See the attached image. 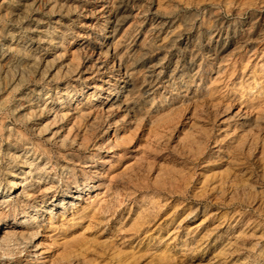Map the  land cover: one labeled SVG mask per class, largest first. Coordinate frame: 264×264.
<instances>
[{"label": "bare ground", "instance_id": "6f19581e", "mask_svg": "<svg viewBox=\"0 0 264 264\" xmlns=\"http://www.w3.org/2000/svg\"><path fill=\"white\" fill-rule=\"evenodd\" d=\"M168 15L159 0H0V264H92L89 232L121 219L126 186L137 187L141 172L156 187L162 174L176 176L155 165L177 127L159 91L175 90L185 75L192 82L202 53L219 60L229 43L250 36L236 41L237 29L217 27L200 34ZM233 118V131L221 134L225 167L201 170L200 184L227 193V204L260 209L256 183L233 170L240 158L264 160V107L251 126L239 110ZM141 129L144 141L135 146ZM200 145L184 132L172 147L187 153ZM143 197L151 212L158 198L149 191ZM214 220L185 231L180 223L173 234L201 247L229 233L228 246L247 244L264 256L260 221L242 214ZM193 221L188 214L182 224ZM122 232L117 228L116 241L136 235Z\"/></svg>", "mask_w": 264, "mask_h": 264}, {"label": "rangeland", "instance_id": "374dc122", "mask_svg": "<svg viewBox=\"0 0 264 264\" xmlns=\"http://www.w3.org/2000/svg\"><path fill=\"white\" fill-rule=\"evenodd\" d=\"M173 1L175 4L159 0L173 23H193L200 34L210 27L225 32L237 29L236 41L245 36L250 38L241 45L231 46L229 43L219 60L202 53L194 68L196 74L192 82H187L188 76L185 75L183 85L174 86L175 90L159 91L158 100L163 96L169 100L165 110L172 111L177 127L169 147L162 148L155 158V165L158 168L161 164L176 176L162 174L157 180L160 185L156 187L149 186L153 182L152 175L141 172L137 187L126 186V205L121 219L112 221L104 229L89 232V258L92 264H264V256L252 253L247 244L228 246L232 242L229 233H220L216 245L212 246L213 240L210 245L201 247L178 238L182 234H173L180 223L185 231L201 220L213 223L214 219L237 214L257 219L264 225V203L260 209L241 202L227 204L224 201L227 193L219 196L210 188H203L199 176L201 170L202 174H208L225 167L227 141L221 134L223 131L232 132L237 125L233 114L239 110L244 115L242 121L251 126L258 110L264 107V32L263 36L258 35L264 29L261 23L264 0ZM197 1L201 3L195 4ZM146 28V24L142 26L141 35ZM246 28L250 32L247 33ZM137 38L133 39L131 46ZM184 132H193L202 145L187 153H178L172 146L178 135ZM144 138L145 132L141 129L133 144L138 145ZM240 159L233 171L243 173L246 179L256 183L257 199L259 195L264 197L260 171L264 168V160ZM148 191L158 198L151 212L148 211L151 205L143 197ZM188 214L194 216V221L182 224ZM117 228L123 230L122 238L136 234L134 242L116 241L114 233ZM136 228L140 230L137 233L134 232ZM226 254H231V258Z\"/></svg>", "mask_w": 264, "mask_h": 264}]
</instances>
